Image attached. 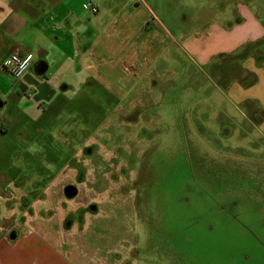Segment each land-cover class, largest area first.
Wrapping results in <instances>:
<instances>
[{"label": "rangeland", "instance_id": "obj_1", "mask_svg": "<svg viewBox=\"0 0 264 264\" xmlns=\"http://www.w3.org/2000/svg\"><path fill=\"white\" fill-rule=\"evenodd\" d=\"M148 1L170 34L164 33L162 61L143 74L138 94L116 109L115 99L93 97L80 99L82 112L78 99L69 108L68 137L77 142L83 131L93 133L84 169L106 173L86 178L88 188H113L102 195L82 190L75 199L96 201L99 214L89 213L91 219L121 221L119 233L137 236L144 263L264 264V64L254 57L242 64L256 46L217 55L219 39L241 38L246 25L229 28L218 17L231 33L212 27L214 16L231 17L240 5L264 22V0ZM209 54L213 65L202 63ZM40 137L26 136L28 148L42 154L43 170L48 150L51 165L59 166L62 152L76 148L62 150ZM3 164L8 173L19 167Z\"/></svg>", "mask_w": 264, "mask_h": 264}, {"label": "crops", "instance_id": "obj_2", "mask_svg": "<svg viewBox=\"0 0 264 264\" xmlns=\"http://www.w3.org/2000/svg\"><path fill=\"white\" fill-rule=\"evenodd\" d=\"M156 8L148 0H0V162L20 167L9 173L0 167V264H147L137 252V236L119 233L121 221L91 219L89 213L99 214L96 201L75 199L82 190L102 195L113 188H88L86 178L106 173L84 169L93 133L83 131L73 142L68 115L75 99L82 112L81 98L115 99L116 109L138 94L143 74L147 77L162 61L164 33L170 34ZM218 17L229 28H247L239 39L221 37L217 55L256 46L242 64L251 57L264 64L260 16L245 5L231 17L214 16L212 27L226 35L231 31H225ZM28 51L35 56L29 69L13 78L3 61L12 52ZM214 59L213 54L201 56L206 64L213 65ZM30 133L37 139L46 134L62 150L73 144L76 148L71 154L62 152L59 166L51 165L48 150L49 165L43 170L38 161L42 154L28 148ZM75 158H80L77 166ZM26 161L32 166L24 171L20 165Z\"/></svg>", "mask_w": 264, "mask_h": 264}, {"label": "built area", "instance_id": "obj_3", "mask_svg": "<svg viewBox=\"0 0 264 264\" xmlns=\"http://www.w3.org/2000/svg\"><path fill=\"white\" fill-rule=\"evenodd\" d=\"M93 11L95 8H91ZM34 54L30 51L26 53L12 52L3 61V67L13 78H20L27 71L34 59Z\"/></svg>", "mask_w": 264, "mask_h": 264}, {"label": "water", "instance_id": "obj_4", "mask_svg": "<svg viewBox=\"0 0 264 264\" xmlns=\"http://www.w3.org/2000/svg\"><path fill=\"white\" fill-rule=\"evenodd\" d=\"M40 65H44L43 63H40ZM44 68H45V65H44Z\"/></svg>", "mask_w": 264, "mask_h": 264}]
</instances>
